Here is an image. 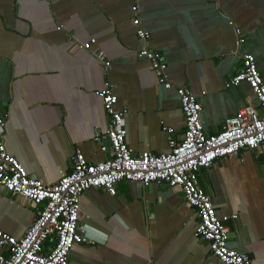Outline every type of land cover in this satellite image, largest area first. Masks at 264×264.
Instances as JSON below:
<instances>
[{
	"label": "crops",
	"instance_id": "1",
	"mask_svg": "<svg viewBox=\"0 0 264 264\" xmlns=\"http://www.w3.org/2000/svg\"><path fill=\"white\" fill-rule=\"evenodd\" d=\"M132 0H0V113L8 115L4 143L27 174L45 185L71 171L79 150L91 164L108 158L94 136L106 132L95 93L107 78L126 108V142L135 155L168 150L184 119L174 89L161 86L138 57ZM149 49L162 55L166 76L200 103L203 129L220 130L247 102L250 88L227 81L254 56L264 80V0H137ZM229 22L233 24L230 25ZM59 27L61 28L59 30ZM91 40L90 51L82 44ZM241 40L240 45L237 41ZM109 63L105 75L94 54ZM259 113L263 112L259 110ZM223 158L198 174L199 186L226 222L229 245L264 264V143ZM37 207L0 189V230L21 238ZM196 214L182 194L164 184L147 189L120 182L116 194L89 189L80 225L93 245L73 247L69 264H219L194 236ZM0 252H3L0 250Z\"/></svg>",
	"mask_w": 264,
	"mask_h": 264
},
{
	"label": "built area",
	"instance_id": "2",
	"mask_svg": "<svg viewBox=\"0 0 264 264\" xmlns=\"http://www.w3.org/2000/svg\"><path fill=\"white\" fill-rule=\"evenodd\" d=\"M135 18L132 25L136 37L142 42L138 57L148 61L158 83L164 89H174L184 119V132L179 140L173 130L162 127L168 134V150L160 154L135 155L126 142L124 117L126 108H117L118 99L106 78L95 95L100 98L106 117V132L97 133L93 141L109 156L97 164L89 163L84 155L75 151L70 157L71 171L63 174L53 185H45L25 171L5 147L4 138L8 115L0 113V189L20 196L37 207L36 216L21 238L0 230V264H69L73 247L93 245L86 230L80 225V202L89 189H102L116 194L120 182L136 183L147 189L152 184H164L180 191L187 206L194 209L196 225L194 236L206 243L219 264H253L246 253L229 245L226 222L236 215L219 217L211 198L199 186L198 174L223 158H238L242 150H256L264 143V80L254 56L241 57V71L232 76L227 87L245 83L252 91L255 103L247 104L235 114L225 118L220 130L207 134L201 120V105L186 87L175 86L166 76V63L162 55L148 47L150 38L138 17L137 0H132ZM232 25V22H229ZM61 28L59 27V30ZM91 40L80 47L90 51ZM241 40L237 41L240 45ZM95 58L108 74L109 63L98 53ZM259 110L263 113L260 114Z\"/></svg>",
	"mask_w": 264,
	"mask_h": 264
},
{
	"label": "water",
	"instance_id": "3",
	"mask_svg": "<svg viewBox=\"0 0 264 264\" xmlns=\"http://www.w3.org/2000/svg\"><path fill=\"white\" fill-rule=\"evenodd\" d=\"M20 197V196H19ZM22 198V197H21ZM23 199V198H22Z\"/></svg>",
	"mask_w": 264,
	"mask_h": 264
}]
</instances>
